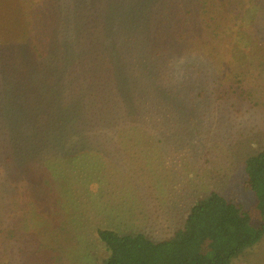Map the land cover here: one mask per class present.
I'll use <instances>...</instances> for the list:
<instances>
[{"label":"trees","instance_id":"obj_1","mask_svg":"<svg viewBox=\"0 0 264 264\" xmlns=\"http://www.w3.org/2000/svg\"><path fill=\"white\" fill-rule=\"evenodd\" d=\"M263 42L264 0H0V200L33 189L13 204L21 213L31 207L26 221L0 209V264H21L20 254L24 264H69L70 241L57 234L68 233L64 208H47L46 198L56 203L74 185L96 194L114 157L92 146L116 140L120 127L128 141L139 128L154 131L159 110L176 109L182 120L188 109L197 113L204 90L216 92V57L234 51L237 60ZM247 85L234 71L218 100L243 107ZM263 147L244 160L253 205L205 194L159 240L97 230L96 263L231 264L243 256L264 236Z\"/></svg>","mask_w":264,"mask_h":264},{"label":"rangeland","instance_id":"obj_2","mask_svg":"<svg viewBox=\"0 0 264 264\" xmlns=\"http://www.w3.org/2000/svg\"><path fill=\"white\" fill-rule=\"evenodd\" d=\"M228 54L215 59V68L220 74L216 92L212 94V88L204 90L205 100L195 104L198 114L205 110L203 117L182 108L187 110L183 116L189 120L186 122L176 109L166 114L156 111L154 131L139 128L134 132V141L121 140L124 128L120 127L113 134L116 136L111 135L116 140L92 146V150L109 151L108 155L114 157V161L108 158L107 163L100 159V164L106 163L107 176L103 184L100 181L102 185L96 194L88 193L86 185H74L72 191L61 193L56 203L51 204L46 198L47 208L58 205L64 208L61 214L68 233L57 230V234L65 235L70 241L65 252L67 263L99 264L96 261L103 256L101 250L98 252L102 244L95 240V232L100 229H118L125 234L142 233L153 240L162 239L183 224L194 203L211 192L246 208L254 204L252 194L242 187V173L245 158L264 146V72L258 74L264 70V48H248L245 56L237 60H234V51ZM234 62L239 64L236 69ZM234 71L248 82L251 92L250 102L241 108L234 105V99L218 100L219 95H224ZM239 109L242 115L237 114ZM148 133L155 141H147ZM73 162L74 166L82 163L79 159ZM67 171L73 173L76 169L69 167ZM22 190L23 194L17 192L19 197L33 192L29 187ZM17 194L11 191L9 197L0 200V209L4 207L5 212L13 215L17 210L19 218L26 221L31 207L22 213L20 203L15 208ZM33 194L45 196V192L38 193V190ZM15 218H12L14 222ZM19 257L24 264L25 255ZM231 264H264V236Z\"/></svg>","mask_w":264,"mask_h":264}]
</instances>
